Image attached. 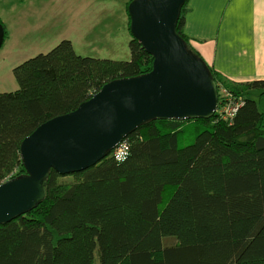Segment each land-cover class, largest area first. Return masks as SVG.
<instances>
[{"label": "trees", "instance_id": "obj_1", "mask_svg": "<svg viewBox=\"0 0 264 264\" xmlns=\"http://www.w3.org/2000/svg\"><path fill=\"white\" fill-rule=\"evenodd\" d=\"M188 12L185 0L176 31L204 60L185 33ZM129 47L130 60L102 59L64 39L14 68L19 89L0 92V184L27 173L20 146L39 125L152 70L136 38ZM205 63L231 116L220 94L209 119L148 121L95 165L51 170L43 201L0 224V264H264V79Z\"/></svg>", "mask_w": 264, "mask_h": 264}, {"label": "water", "instance_id": "obj_2", "mask_svg": "<svg viewBox=\"0 0 264 264\" xmlns=\"http://www.w3.org/2000/svg\"><path fill=\"white\" fill-rule=\"evenodd\" d=\"M184 2L129 3L132 37L153 56L152 70L109 81L77 109L45 121L23 139L20 153L27 173L0 184V224L43 201L51 170L71 174L95 165L148 121L215 115L218 85L176 31ZM4 39L0 21V48Z\"/></svg>", "mask_w": 264, "mask_h": 264}, {"label": "rangeland", "instance_id": "obj_3", "mask_svg": "<svg viewBox=\"0 0 264 264\" xmlns=\"http://www.w3.org/2000/svg\"><path fill=\"white\" fill-rule=\"evenodd\" d=\"M129 1L0 0V21L7 31L0 48V92L19 89L16 66L64 39L82 56L130 60ZM222 83L218 90L228 97L222 105L226 116L231 95Z\"/></svg>", "mask_w": 264, "mask_h": 264}, {"label": "crops", "instance_id": "obj_4", "mask_svg": "<svg viewBox=\"0 0 264 264\" xmlns=\"http://www.w3.org/2000/svg\"><path fill=\"white\" fill-rule=\"evenodd\" d=\"M185 33L229 78L264 79V0H188Z\"/></svg>", "mask_w": 264, "mask_h": 264}, {"label": "built area", "instance_id": "obj_5", "mask_svg": "<svg viewBox=\"0 0 264 264\" xmlns=\"http://www.w3.org/2000/svg\"><path fill=\"white\" fill-rule=\"evenodd\" d=\"M228 106H230L229 108H231L230 110H231V113L230 114H228V115H226L225 117H227V116H231L234 112H235V110H236V107H232L231 105H227V107ZM224 108H223V110H222V112H224Z\"/></svg>", "mask_w": 264, "mask_h": 264}]
</instances>
